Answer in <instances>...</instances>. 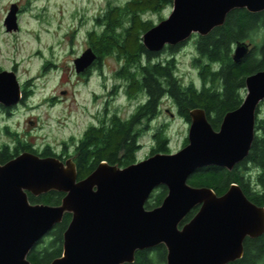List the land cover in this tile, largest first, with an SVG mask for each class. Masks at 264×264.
I'll list each match as a JSON object with an SVG mask.
<instances>
[{"label":"water","instance_id":"water-1","mask_svg":"<svg viewBox=\"0 0 264 264\" xmlns=\"http://www.w3.org/2000/svg\"><path fill=\"white\" fill-rule=\"evenodd\" d=\"M170 16L143 36L145 48L161 53L166 47L207 36L224 26L238 9L264 11V0H173ZM19 7L12 4L4 21L17 32ZM251 47L236 44L233 60L241 63ZM97 59L92 49L75 60L78 73ZM243 104L225 115L219 130L205 110L190 112L188 144L158 153L126 168L101 162L78 180L76 164L56 157L24 152L0 165V264H33L31 251L64 217L72 216L64 233L62 256L50 264H133L136 253L166 248V264H230L244 256V242L264 234V207L253 203L233 183L222 196L208 187H193L189 178L208 167L232 171L250 153L256 121L264 104V70L245 80ZM22 101L21 84L13 71L0 72V105ZM167 195L161 205L146 203L159 187ZM50 192L63 193L61 204H32ZM198 211L188 221L187 216Z\"/></svg>","mask_w":264,"mask_h":264},{"label":"trees","instance_id":"trees-1","mask_svg":"<svg viewBox=\"0 0 264 264\" xmlns=\"http://www.w3.org/2000/svg\"><path fill=\"white\" fill-rule=\"evenodd\" d=\"M172 6L173 0H129L122 5L109 2L95 18L98 29L88 33L89 46L98 57V62L116 57L122 63L117 76L127 84V97L137 98L139 105L130 119L122 120L117 114L110 115L107 124L103 121L102 129L91 127L77 142L71 139L77 146L75 164L79 181L87 178L101 162L121 168L137 163L140 139L145 135L148 122L159 117L164 100H170L176 106L178 116L188 124L191 123L192 110H205L209 123L219 130L225 115L243 104L241 92L246 78L264 70V37L260 42H254L257 32L264 29V11L250 13L238 9L228 15L224 26L214 29L209 35L192 36L190 41L197 53L193 64L199 71L202 85L184 84L177 75L175 56L186 43L168 46L161 53L150 52L143 44L144 34L155 26L150 17ZM247 40L254 46L237 64L233 60V48ZM164 52L169 56L162 60L160 55ZM141 125L146 127L141 128ZM150 133L153 136L150 156L172 153L168 126L159 125ZM187 144L188 139L183 147ZM23 150L42 158L52 156L49 148L44 150L43 155L31 148ZM18 154L9 152L7 145L2 146L0 164H6ZM188 182L193 187L211 188L218 196L224 195L236 183L253 203L264 207V119L257 118L256 136L249 156L243 162L232 171L218 167L198 170ZM161 189V194L153 192L152 200L146 203L147 210L161 205L167 195L166 187ZM64 196L63 193L50 192L38 198L29 195V200L32 204L57 206ZM197 211L198 208L192 211L185 222ZM71 218L67 214L63 222L37 244L28 256L31 263L50 264L62 256L64 233ZM166 255L163 245L138 251L133 264H166ZM230 264H264V234L255 239L247 238L243 258Z\"/></svg>","mask_w":264,"mask_h":264},{"label":"rangeland","instance_id":"rangeland-1","mask_svg":"<svg viewBox=\"0 0 264 264\" xmlns=\"http://www.w3.org/2000/svg\"><path fill=\"white\" fill-rule=\"evenodd\" d=\"M127 1L0 0V72L16 68L19 82L24 85L30 83L27 89L34 90L33 97L26 101V105L14 110V115L9 119L0 110V144L10 143L2 131L8 123L10 128L15 129L36 148L50 144L58 151L62 143L70 146L74 144L71 141L73 137L76 138L75 142L81 138L93 120V114H97V110L103 112L106 101L110 102L109 113L117 114L122 119L135 111L139 100L127 97V84L117 76L122 63L116 57H107L104 61L103 72L108 74L107 90L103 87L105 78H99L98 72H94L93 78L86 85L75 75V60L90 47L88 33L98 29L95 18L107 8L109 2L122 5ZM12 4L19 7V30L8 33L4 21ZM172 11L170 7L150 18L157 25L162 21L161 18L167 19ZM263 37L264 29H260L254 36V42H260ZM190 40L175 56L177 75L184 84L201 86L199 71L193 64L197 55L196 48ZM244 42L253 48L252 42ZM168 56L164 52L160 59L165 60ZM44 64L52 66L46 72V77L37 78ZM114 85L119 88L112 98L110 92ZM241 93L245 98V88ZM52 97L56 98L57 103L44 102V98ZM257 118L264 119V104H261ZM148 125L145 135L140 139L138 162L150 157L153 146L150 130L159 125L168 126L172 153L181 150L188 139L190 124L178 116L176 106L170 100L162 102L159 117L148 122ZM161 188L154 191L156 195L162 193Z\"/></svg>","mask_w":264,"mask_h":264},{"label":"flooded vegetation","instance_id":"flooded-vegetation-1","mask_svg":"<svg viewBox=\"0 0 264 264\" xmlns=\"http://www.w3.org/2000/svg\"><path fill=\"white\" fill-rule=\"evenodd\" d=\"M88 49H92V48L88 47ZM105 59L98 62V57H97L96 61L90 67H88L87 69L82 71L81 73H78L77 69L75 67V75L78 77V80L80 79V81H82V84L86 85L93 78L94 72H98V73H100L99 78H105L104 79L105 85L103 87L107 90L108 87H107L106 83H107V79H108V74H107V72H105V73L103 72V70H104L103 66L105 65L104 64ZM50 66H52V64H44V66L41 68V72L39 73L37 78L46 77L47 76L46 72L49 70ZM3 71H7V70H3ZM12 71L16 73V68H14ZM29 85H30V83H26L25 85L21 84L22 101L18 105H15L12 107H6L4 105H0V110H2L5 117H8V119H9L12 115H14L13 114L14 110H16L18 107H20L22 105H26V101L33 97L34 90L33 89H27V87ZM118 88H119V86L114 85L112 91L110 92V94H112L111 95L112 98L115 95ZM130 100H132V99H130ZM44 102H47V103L50 102L52 104L57 103L56 98H54V97H52L50 99L44 98ZM138 105H139V103H138ZM138 105H137V107H138ZM137 107H136L135 111L130 116H128L127 118H124V119L121 118V119L122 120L130 119L131 116H133L135 114V112L137 111ZM109 109H110V102L106 101V103L104 104L103 112L99 113V110H97V114H93L94 118L90 122V124L88 125L87 129L84 130L81 138H83V136L85 135V133L88 131L89 128L95 127L98 129H102L103 128V124H102L103 121L106 122L105 124L108 123L109 116L111 115V113H109ZM149 126L150 125H148L147 127H149ZM136 129H137V127H136ZM14 130L15 129L10 128V125L8 123H6L4 125L2 131L10 139V143H2V144H0V148L2 146L7 145L9 152H11L12 154H15L18 152L19 153L18 156L24 152H28L27 150H23L25 148H31L33 151H36L40 155H43L44 150L46 148H49L50 155H52V156H48V157H56L63 162H65L68 159H72L74 161V163H76V159H77V152H76L77 146L76 145H74V146L70 145V146H72V148H74V149L71 148L72 150L69 148L70 146L67 143H62L60 146V149L58 151L55 150L50 144H46V145L42 146L41 148H36L31 143H28L26 141V139H23L21 137V135L17 131H14ZM72 139L76 140L75 137H73ZM0 165H2V164H0Z\"/></svg>","mask_w":264,"mask_h":264}]
</instances>
